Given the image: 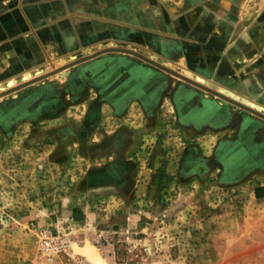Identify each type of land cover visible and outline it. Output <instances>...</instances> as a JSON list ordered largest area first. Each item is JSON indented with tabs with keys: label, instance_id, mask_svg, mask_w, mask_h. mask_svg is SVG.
<instances>
[{
	"label": "rangeland",
	"instance_id": "374dc122",
	"mask_svg": "<svg viewBox=\"0 0 264 264\" xmlns=\"http://www.w3.org/2000/svg\"><path fill=\"white\" fill-rule=\"evenodd\" d=\"M105 46L264 113V0H0V94ZM137 58L0 95V264H264V119Z\"/></svg>",
	"mask_w": 264,
	"mask_h": 264
},
{
	"label": "bare ground",
	"instance_id": "6f19581e",
	"mask_svg": "<svg viewBox=\"0 0 264 264\" xmlns=\"http://www.w3.org/2000/svg\"><path fill=\"white\" fill-rule=\"evenodd\" d=\"M94 45V44H93ZM89 47V46H88ZM90 48V47H89ZM111 48H115V47H110V46H105V47H103L102 49H98V50H96V51H103V50H106V49H111ZM107 51V50H106ZM131 51H133V50H131ZM104 52V51H103ZM70 53V52H69ZM93 53L94 52H87V54H85L84 56H82L81 58H79V59H77V60H74V61H71V62H69L68 64H63V65H60V66H54L55 68H50L51 70H49V71H46V72H43L42 74L43 75H50V74H53L54 73V71H58L59 72V75L60 76H64V75H67V74H69V67H71V65L73 66L74 64H77L78 62H81V61H84V60H86V59H91L93 56H91V55H93ZM128 53H130V55L132 56V55H135V54H133V52H128ZM100 54V53H99ZM69 55H75L74 53H72V54H69ZM140 55H142V54H138L137 55V59L139 60V61H147L148 63H150V65L154 68V69H156V70H159V64L160 65H163V64H161V63H159V62H157L156 60L154 61V60H152L151 58H149V57H147V56H140ZM86 57V59H82V58H85ZM146 57V58H145ZM81 59V60H80ZM79 60V61H78ZM146 62V63H147ZM158 64V65H157ZM109 65V64H108ZM163 66H165V65H163ZM182 66V65H181ZM166 67V66H165ZM185 68V67H184ZM184 70V69H183ZM37 71V70H36ZM187 70H185V72H186ZM190 71H192V70H190ZM189 71V72H190ZM21 77L24 79L23 80V82H21V83H19V85L18 84H16V85H14L15 84V81H14V76H9L8 78H7V80H6V85L8 86V87H11V88H8L7 90L5 89V90H1L2 91V93L0 94V95H2V94H4V93H8V92H11V91H14L15 89H17V88H19V87H21V86H24V85H26V84H30L31 82H33V81H35V80H37L38 78L39 79H41L40 77H42L43 75L40 73V74H34V75H36V76H32L31 75V72H30V69H26V70H22L21 72ZM179 73V72H178ZM196 73V72H195ZM185 77H187V78H189L190 79V77L189 76H186V74H183ZM54 76V75H53ZM196 79L195 80H193L194 82H191V81H189V80H185V79H182V80H185L187 83H188V85H190V86H192V87H194V88H196V89H199V90H202V89H204L202 86H200L201 85V83H202V81L204 80V78L201 76V75H198V74H196V77H195ZM38 79V80H39ZM184 81V83H186ZM197 83V84H196ZM199 83V84H198ZM204 83V82H203ZM202 83V85H204ZM18 85V86H17ZM4 87V86H3ZM202 88V89H201ZM229 92H231V91H229ZM230 94H232V93H230ZM237 94V93H236ZM231 96V95H230ZM238 96V95H237ZM235 98L234 97V95L233 96H231V98ZM237 98V97H236ZM235 98V99H236ZM242 98H244V99H246V101H247V104L246 103H243L244 105H246L247 107H249V108H251V109H253V110H255V111H257V112H260L259 110H258V107H260V105L259 104H257V103H254L253 102V100H251V99H247L246 97H244V96H242ZM230 102V101H229ZM256 102V101H255ZM231 103V102H230ZM235 106H236V104H235ZM238 107H240L239 105H237ZM241 108H243V107H241ZM243 109H245V108H243ZM245 110H247V109H245ZM247 111H249V110H247ZM249 112H252V111H249ZM252 113H254V112H252ZM254 114H256V113H254ZM257 115V114H256ZM259 116V115H258ZM260 117V116H259ZM260 118H262V117H260ZM262 119H264V118H262ZM72 245V247H73V249H74V252L76 251V252H79V253H81L82 255H84L85 256V254H86V259L88 260V258H87V256H89V257H91L92 259H94V261H95V263L96 264H104V260L103 259H101V258H99V256H98V249H96L95 247H93L92 245H90L89 244V242H87L86 241V243L83 245V248L85 249V251L83 250V248H82V245L80 246V249H78V247H77V245H75V243H72L71 244ZM95 246V245H94ZM78 250H80V251H82V252H80V251H78ZM85 254H84V253ZM100 253V252H99ZM107 263V262H106Z\"/></svg>",
	"mask_w": 264,
	"mask_h": 264
},
{
	"label": "water",
	"instance_id": "95a60500",
	"mask_svg": "<svg viewBox=\"0 0 264 264\" xmlns=\"http://www.w3.org/2000/svg\"><path fill=\"white\" fill-rule=\"evenodd\" d=\"M106 50H117V51L133 52V54H135L136 56H137L138 54H140V53H137V52H135V51H131L130 49L121 48V47H115V48L106 49ZM106 50H103V51H106ZM103 51H101V52H103ZM101 52H100V51H97V52L93 53V55H91V56L98 55V54L101 53ZM140 56H143V55H140ZM143 57H144V56H143ZM145 58H146V57H145ZM82 59H86V57H85V58H82ZM80 60H81V59H80ZM78 61H79V60H78ZM157 65H158V64H157ZM159 67L162 68V69H165V70H167V71H170V72H172V73H175L176 75L182 77V78L185 79V80H189V81H191V82H194L192 79H189V78H187V77H185V76H183V75H181V74H179V73H177V72H175V71H173V70H171V69H169V68H167V67H165V66H163V65H160V64H159ZM48 75H49V74H48ZM45 76H47V75H43L42 77H45ZM42 77H40V78H42ZM38 79H39V78H38ZM196 84H197V83H196ZM198 84H199V83H198ZM200 86H202L204 89H206V90H208V91L210 90V92H212V93L218 95L219 97H221V98H223V99H225V100H227V101H230L231 103H234V104H236V105H239L240 107H243V108H245V109H247V110H249V111H252V112L256 113L257 115H259L260 117L264 118V113L257 112V111H255V110H253V109L247 107V106L244 105L243 103H241V102H239V101H236V100H234V99H232V98H230V97H228V96H226V95H224V94H222V93H220V92H218V91H215L214 89H211L210 87H207V86L202 85V84H201ZM86 241L89 242L88 240H85V241L83 242V244H81V245H82V248H83V245L86 243ZM89 244L92 245V243H89ZM75 245H77V244L75 243ZM81 245H77L78 249H80V246H81ZM92 246L95 247L94 245H92ZM95 248H96V247H95ZM96 249H97V248H96ZM83 250L85 251L84 248H83ZM78 251H80V250H78ZM97 251H98V250H97ZM80 252H82V251H80ZM83 253H84V252H83ZM84 254H85V253H84ZM85 256H86V254H85ZM98 256H99V258L103 259V257H102L101 254L99 253V251H98ZM87 258H88V261H89L91 264H96L95 261H94V259H92V258L89 257V256H87ZM103 260H104V259H103ZM104 264H107L105 260H104Z\"/></svg>",
	"mask_w": 264,
	"mask_h": 264
},
{
	"label": "built area",
	"instance_id": "2783aa9c",
	"mask_svg": "<svg viewBox=\"0 0 264 264\" xmlns=\"http://www.w3.org/2000/svg\"><path fill=\"white\" fill-rule=\"evenodd\" d=\"M42 249L45 252V254L49 258H51L52 255H53L52 253H55V252H58V251L62 250V245H60V244H58L56 242L47 241V242H45L44 245H42ZM77 264H78V261H77ZM86 264H90V263H86Z\"/></svg>",
	"mask_w": 264,
	"mask_h": 264
}]
</instances>
